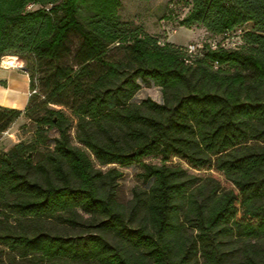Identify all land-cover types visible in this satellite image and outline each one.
<instances>
[{
	"label": "trees",
	"instance_id": "1",
	"mask_svg": "<svg viewBox=\"0 0 264 264\" xmlns=\"http://www.w3.org/2000/svg\"><path fill=\"white\" fill-rule=\"evenodd\" d=\"M119 6L0 0V60L33 58L0 134L21 113L35 124L0 154V264H264V0H188L179 24L210 34L195 54ZM151 84L161 102L132 100ZM133 161L147 187L125 203L123 173L98 166Z\"/></svg>",
	"mask_w": 264,
	"mask_h": 264
},
{
	"label": "rangeland",
	"instance_id": "2",
	"mask_svg": "<svg viewBox=\"0 0 264 264\" xmlns=\"http://www.w3.org/2000/svg\"><path fill=\"white\" fill-rule=\"evenodd\" d=\"M188 0H120V6L118 8V13L123 20H132L135 23L142 25L143 28L150 34L157 36L161 43L171 42L177 46L185 47L188 44L193 43H204L210 37V34L206 33L205 30L199 26L193 25L189 28L181 26L179 21L187 13ZM234 41L237 38L233 36ZM240 42V41H239ZM14 57H7L8 60L15 64L16 61L22 64V67L29 68L28 74L33 71V58L30 54H8ZM4 59V58H3ZM3 59H1L3 64ZM5 66V65H4ZM8 67V66H7ZM22 69V68H18ZM37 78V76H35ZM37 83V79H35ZM32 90H30L31 92ZM38 92V87L36 88ZM150 97L156 102H161V90L160 87L151 84V86L146 87L142 85L141 89L134 95L133 101L139 102L142 99ZM53 108L61 109L64 113L74 121L71 116L70 111L67 108L60 106H52ZM74 123V122H73ZM35 124L28 120L23 113L4 131L0 134V154L7 152L14 144L18 142H31L34 139ZM72 129V133H73ZM55 135V131L52 129L49 132V136ZM47 144H41L39 146L38 152H42L46 149ZM45 148V149H44ZM31 152L32 155L37 154ZM152 162H158L157 159H150ZM173 162H180V164L189 169L190 172L204 175L207 170H193L187 166L186 163L174 159ZM103 171L109 168H117L121 171L122 177L118 180L119 184V196L123 202H127L132 197V190L134 187H147L139 177L141 168L138 162H129L127 164H109L106 166H98ZM212 171L215 175L220 177L222 185L226 186V182L220 174ZM11 224H13V219H10ZM62 229V228H61ZM54 228L56 231H61L67 234H73L79 232L77 229L64 228V229ZM6 255V254H5ZM6 264H10L8 259L4 257ZM13 264H29L27 259H20L16 257Z\"/></svg>",
	"mask_w": 264,
	"mask_h": 264
},
{
	"label": "crops",
	"instance_id": "3",
	"mask_svg": "<svg viewBox=\"0 0 264 264\" xmlns=\"http://www.w3.org/2000/svg\"><path fill=\"white\" fill-rule=\"evenodd\" d=\"M29 92L28 72L4 66L0 61V106L23 110L27 104Z\"/></svg>",
	"mask_w": 264,
	"mask_h": 264
},
{
	"label": "built area",
	"instance_id": "4",
	"mask_svg": "<svg viewBox=\"0 0 264 264\" xmlns=\"http://www.w3.org/2000/svg\"><path fill=\"white\" fill-rule=\"evenodd\" d=\"M237 40H239L237 38ZM230 42H233V40H223L220 44L218 41L216 40H212V41H209V45H210V48L211 49H216L217 46L221 45L223 47H230ZM203 48V42L202 43H191V44H188L185 46V49H194L196 51V53H199L200 50ZM1 61V60H0ZM2 63V62H1ZM11 67H15V68H22V64H19L18 61L15 62L14 65H11ZM33 91L29 92V95L32 93Z\"/></svg>",
	"mask_w": 264,
	"mask_h": 264
},
{
	"label": "bare ground",
	"instance_id": "5",
	"mask_svg": "<svg viewBox=\"0 0 264 264\" xmlns=\"http://www.w3.org/2000/svg\"><path fill=\"white\" fill-rule=\"evenodd\" d=\"M237 45V41H234L233 40V42H230V46H232V47H234V46H236ZM187 51L189 52V53H191V54H195L196 53V51L194 50V49H187ZM3 64L5 65V66H11V65H14V63L13 62H11L10 60H8V58L6 57V59H4L3 60Z\"/></svg>",
	"mask_w": 264,
	"mask_h": 264
},
{
	"label": "water",
	"instance_id": "6",
	"mask_svg": "<svg viewBox=\"0 0 264 264\" xmlns=\"http://www.w3.org/2000/svg\"><path fill=\"white\" fill-rule=\"evenodd\" d=\"M22 70H25L26 71V68L22 67Z\"/></svg>",
	"mask_w": 264,
	"mask_h": 264
}]
</instances>
